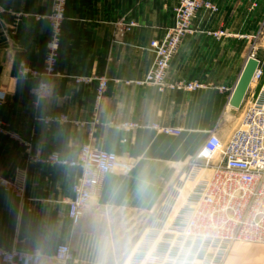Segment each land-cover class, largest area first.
I'll return each instance as SVG.
<instances>
[{
    "label": "crops",
    "instance_id": "1",
    "mask_svg": "<svg viewBox=\"0 0 264 264\" xmlns=\"http://www.w3.org/2000/svg\"><path fill=\"white\" fill-rule=\"evenodd\" d=\"M53 1L0 0V89L7 92L0 116L31 144L32 153L76 158L81 147L92 142L134 161L135 167L129 174L101 175L75 223L68 202L79 169L31 161L25 143L0 134V176H19L25 183L21 197L0 185V245L39 252L36 264H125L136 234L124 242V231L141 227L145 207L158 192L150 164L183 159L191 151V134L215 129L217 119L230 108L229 99L250 55L264 70V56L255 54L250 38L264 30V0H208L217 10L198 11L194 31L185 36L168 74L171 82L199 81L204 86L164 92L124 81L140 79L150 69L155 58L150 42L162 38L173 24L177 0H68L59 74L23 77L21 63L44 70L50 29L40 16L50 13ZM120 17L137 21L122 42L114 38ZM217 29L227 30L229 36L217 39L208 33ZM96 74H105L109 82L93 129L97 81L77 83L74 76ZM42 80L50 82L52 90L38 98L35 89ZM52 114H66L68 121L45 123ZM123 122H137L139 127H119ZM153 123L181 127L185 136L179 143L166 139L150 127ZM142 161L147 163L142 166ZM62 243L72 251V258L64 262L56 258ZM262 249L234 243L229 254L240 261L253 250L263 255Z\"/></svg>",
    "mask_w": 264,
    "mask_h": 264
},
{
    "label": "built area",
    "instance_id": "2",
    "mask_svg": "<svg viewBox=\"0 0 264 264\" xmlns=\"http://www.w3.org/2000/svg\"><path fill=\"white\" fill-rule=\"evenodd\" d=\"M68 0H54L50 13L40 16L49 22V39L44 70L33 69L22 63L19 74L23 77L58 75L57 64L60 57V41ZM206 7L217 10L208 0H177L174 21L162 38L150 42V50L155 58L146 74L135 80H125L126 84L152 86L158 91H195L204 85L199 81L168 80L169 68L174 56L189 33H193L198 11ZM137 25L134 18L120 17L115 21L114 38L122 42ZM217 39L229 36L225 29L208 31ZM264 34L261 30L258 35ZM257 33L250 38L255 39ZM77 83L97 81L94 104L93 129L100 121V110L108 88L109 78L105 74L90 76L76 75ZM254 81L260 83L255 96L246 106L240 125L223 140L211 132L198 151L186 162L182 180H196L203 169L211 173L200 178L189 191L184 203L174 211L172 202L163 201L152 213L147 233L140 239L128 264H223L234 243L264 244V71L258 67ZM222 89L226 87L222 86ZM52 85L42 80L35 89L38 98L50 94ZM7 103V92L0 89V107ZM47 124L68 121L66 114L46 116ZM79 125L83 122L77 121ZM119 127L132 129L137 122H123ZM159 133L178 135L182 128L158 123L150 125ZM0 134L10 136L27 145L28 159L38 163L58 164L79 169L73 185V197L69 200V216L78 223L100 183L101 175L107 173L129 174L135 162L125 159L115 152L95 147L92 142L84 144L76 158L62 156L59 152L46 155L32 153L31 144L13 131L7 119L0 116ZM0 185L23 196L25 183L22 177L0 176ZM176 189V188H175ZM56 258L67 261L72 258L70 245H59ZM0 260L5 264H36L41 260L37 251L9 250L0 245Z\"/></svg>",
    "mask_w": 264,
    "mask_h": 264
},
{
    "label": "rangeland",
    "instance_id": "3",
    "mask_svg": "<svg viewBox=\"0 0 264 264\" xmlns=\"http://www.w3.org/2000/svg\"><path fill=\"white\" fill-rule=\"evenodd\" d=\"M258 33L255 39L253 38L251 39L253 44L255 45V49H253V51L257 52L255 54H258L259 56H264V34L258 35ZM259 86L260 83L258 81L252 83L245 97V100L240 108H233L230 106L228 110H224L222 116L217 119L215 129H213L208 133L191 134L188 142L190 144L191 151L183 159L175 158L171 162H167V160L165 159L164 160L160 159L154 164H150L152 165L151 172L156 177V179H158V182H152L153 185L157 184L159 186L157 187L158 192L155 193V197L152 198L149 204L146 205L145 207V213L141 217L142 218L141 227H139L137 230L134 229V230L124 231V238H123L124 242H126L128 238L130 239L129 236H131V234L134 233L136 234V237L133 240V246L129 250V254H130L129 259L125 264H128L136 247L139 245L140 239H143V237L147 233L148 226L152 219V215H153L152 213H155V211L162 204V202L163 201L166 202L169 201V199H171L170 201H173L172 206H174V211H176L184 203L189 191L194 187L197 181L200 178H202L204 175L211 173V170L209 171L207 169H203L196 180H189L187 182L185 180H182V176L184 174V171L186 170V162L188 158L195 154L194 152L196 151V149L200 145H202V143L205 141V139L208 137V135L211 132H215L216 134L221 136L223 140H226L229 138L231 133L240 125L247 103L251 98L255 96ZM193 119L195 120V118ZM217 130H219L220 132H217ZM157 135L164 136L166 137V139L174 140L178 143L182 141L183 137L185 136L184 133L182 134L180 133L178 135L158 133ZM181 146H183V144H181ZM145 162L147 163V161H142L141 165L142 166L145 165ZM113 232L115 231H112V233ZM237 245L254 247L255 249L261 247V249L263 248L262 250H264V244L236 243V246ZM254 251L255 250L251 251V253L249 254L248 253L245 254L243 256V259L240 261H233L231 258V254H229L230 252L229 249L223 264H264V254L263 255L257 254Z\"/></svg>",
    "mask_w": 264,
    "mask_h": 264
},
{
    "label": "water",
    "instance_id": "4",
    "mask_svg": "<svg viewBox=\"0 0 264 264\" xmlns=\"http://www.w3.org/2000/svg\"><path fill=\"white\" fill-rule=\"evenodd\" d=\"M260 65V60L251 55L241 72L239 80L229 99V105L233 108H240L253 82L255 72Z\"/></svg>",
    "mask_w": 264,
    "mask_h": 264
},
{
    "label": "bare ground",
    "instance_id": "5",
    "mask_svg": "<svg viewBox=\"0 0 264 264\" xmlns=\"http://www.w3.org/2000/svg\"><path fill=\"white\" fill-rule=\"evenodd\" d=\"M253 81H254V79H253ZM253 83V82H252ZM252 85V84H251Z\"/></svg>",
    "mask_w": 264,
    "mask_h": 264
}]
</instances>
